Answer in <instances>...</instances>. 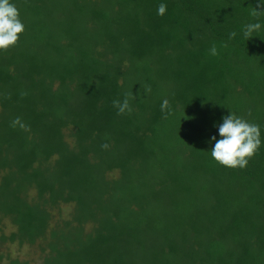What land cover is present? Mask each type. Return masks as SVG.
<instances>
[{
  "label": "trees",
  "instance_id": "16d2710c",
  "mask_svg": "<svg viewBox=\"0 0 264 264\" xmlns=\"http://www.w3.org/2000/svg\"><path fill=\"white\" fill-rule=\"evenodd\" d=\"M10 3L25 30L0 51V264H264L257 0ZM230 113L260 129L245 168L211 157Z\"/></svg>",
  "mask_w": 264,
  "mask_h": 264
},
{
  "label": "clouds",
  "instance_id": "9594fccd",
  "mask_svg": "<svg viewBox=\"0 0 264 264\" xmlns=\"http://www.w3.org/2000/svg\"><path fill=\"white\" fill-rule=\"evenodd\" d=\"M264 0H257L256 8L253 9L251 15L260 17L264 15ZM167 10V5L161 3L158 5L157 14L163 16ZM261 25L259 22L245 25L243 36L246 40L253 36V33L259 31ZM25 26L20 20V14L17 7L10 3V0H0V51H7L14 47L20 35L24 32ZM236 33H230V38L235 37ZM212 55H217L215 45L210 48ZM146 92H150V86L145 88ZM131 97V94H129ZM134 98V97H131ZM113 106L117 108V114H124L126 111L131 112L129 98L126 97L123 102L115 100ZM169 107L167 99L161 103V111L164 112ZM19 127L25 131L30 130L20 117H16L12 123V127ZM219 139L215 136L211 137L215 141L214 147L210 150L212 159L221 166L228 168H245L249 160L256 154L260 145V129L257 124L249 123L245 119L230 113L222 118V123L218 126ZM107 148L108 145H102Z\"/></svg>",
  "mask_w": 264,
  "mask_h": 264
}]
</instances>
